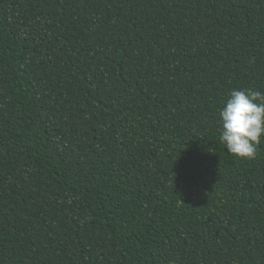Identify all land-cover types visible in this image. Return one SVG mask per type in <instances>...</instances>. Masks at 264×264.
I'll list each match as a JSON object with an SVG mask.
<instances>
[{
    "label": "trees",
    "instance_id": "trees-1",
    "mask_svg": "<svg viewBox=\"0 0 264 264\" xmlns=\"http://www.w3.org/2000/svg\"><path fill=\"white\" fill-rule=\"evenodd\" d=\"M264 0H0V264H264Z\"/></svg>",
    "mask_w": 264,
    "mask_h": 264
},
{
    "label": "clouds",
    "instance_id": "clouds-1",
    "mask_svg": "<svg viewBox=\"0 0 264 264\" xmlns=\"http://www.w3.org/2000/svg\"><path fill=\"white\" fill-rule=\"evenodd\" d=\"M219 140L227 153L254 159L264 136V92L232 89L219 110Z\"/></svg>",
    "mask_w": 264,
    "mask_h": 264
}]
</instances>
